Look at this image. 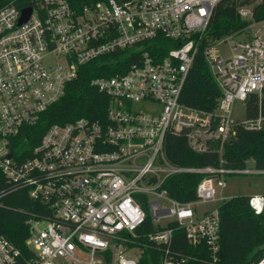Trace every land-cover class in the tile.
<instances>
[{
  "label": "built area",
  "instance_id": "2783aa9c",
  "mask_svg": "<svg viewBox=\"0 0 264 264\" xmlns=\"http://www.w3.org/2000/svg\"><path fill=\"white\" fill-rule=\"evenodd\" d=\"M221 1L0 0V168L12 185L25 186L49 208L32 220L28 245L35 258L22 259L21 249L0 235V264L82 261L79 249L89 250L90 264H139L131 252L143 254V237L163 245L162 264H183L188 256L173 248L172 221L194 244L205 241L213 262L219 261L225 197L218 196L217 184L226 187V173L264 169L175 165L167 142L184 137L200 154L218 142L221 151L237 125L264 126L261 113L239 122L233 116L236 100L264 91V19L255 17L253 4L237 8L247 24L225 35L232 40L228 55L217 48L220 38L204 48L221 90L216 108L180 101ZM241 33L246 38L235 40ZM159 36L177 44L163 56L146 49ZM132 46L144 50L127 70L91 80L110 99L103 120L55 122L33 143L35 127L81 65ZM181 172L205 174L194 201L175 199L165 187ZM249 202L264 212V194ZM145 205L158 229L142 235ZM255 264H264V255Z\"/></svg>",
  "mask_w": 264,
  "mask_h": 264
},
{
  "label": "trees",
  "instance_id": "16d2710c",
  "mask_svg": "<svg viewBox=\"0 0 264 264\" xmlns=\"http://www.w3.org/2000/svg\"><path fill=\"white\" fill-rule=\"evenodd\" d=\"M222 0L210 23L206 36L201 41L197 55L185 80L180 101L199 109L214 110L221 96L204 55V48L210 41L242 29L247 20L237 11L241 4H253L255 17L264 19V0ZM146 49L152 53L165 55L177 44L171 39L159 36L146 42ZM144 48L130 47L110 55L99 57L81 65L78 76L67 83L62 98L43 115L36 128V143L45 129L52 123H66L80 117L103 120L107 115L110 99L91 84L95 77L125 71L139 57ZM264 96V91H263ZM247 117L264 115V98L259 101L256 93L248 99ZM261 105V109L259 108ZM220 144H212L210 151L195 153L189 149L184 137H169L167 142L170 161L179 166L225 167L243 169L251 162L256 168L264 169V126L260 130H248L237 125L233 136L229 137L219 151ZM205 176L199 172H181L170 176L165 187L171 197L180 201L197 199V185ZM251 195L241 194L225 198L220 204L221 229L219 261L213 262L209 245L205 241L194 244L185 228L172 221L174 228L173 248L184 252L188 260L183 264H255L264 255V212L256 213L250 205ZM147 209L144 223L138 232L148 233L158 228L153 223ZM49 210L39 199L33 198L23 185H12L0 168V235L6 236L22 251V259L35 258V251L29 247L28 238L32 231V220ZM148 241V246L139 257V264H162L163 245Z\"/></svg>",
  "mask_w": 264,
  "mask_h": 264
},
{
  "label": "rangeland",
  "instance_id": "374dc122",
  "mask_svg": "<svg viewBox=\"0 0 264 264\" xmlns=\"http://www.w3.org/2000/svg\"><path fill=\"white\" fill-rule=\"evenodd\" d=\"M227 36H223L219 40V44H217V48L219 49V52L222 55H228L230 53V42L232 41L231 38L229 40H226ZM246 38V35L241 33L238 34L235 37V40H243ZM234 39V38H232ZM256 95L259 98V101H261L264 96H261L260 93L256 92ZM248 103L249 101H243V100H236L234 103V110H233V116L236 119L237 122L243 121L247 118V112H248ZM261 105L259 104V108ZM234 134V133H233ZM232 134V136H233ZM231 137V136H230ZM253 164L249 162L247 168H251ZM226 179V187L221 189V187L217 184V192L218 196L222 194L225 198H229L235 195H241V194H248V195H254V194H264V172L259 171H239V172H232V173H226L225 174ZM45 223L38 224V227H42ZM134 253V256L140 257V251L137 252H131ZM77 257L81 259L82 261H65L66 264H90L88 263V260L90 258V252L89 250H78Z\"/></svg>",
  "mask_w": 264,
  "mask_h": 264
}]
</instances>
